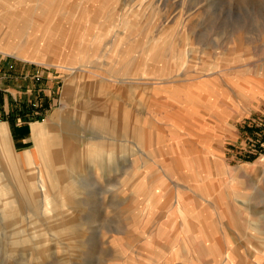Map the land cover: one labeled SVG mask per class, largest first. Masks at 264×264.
Returning a JSON list of instances; mask_svg holds the SVG:
<instances>
[{"label": "rangeland", "instance_id": "obj_1", "mask_svg": "<svg viewBox=\"0 0 264 264\" xmlns=\"http://www.w3.org/2000/svg\"><path fill=\"white\" fill-rule=\"evenodd\" d=\"M0 32V264H264V0H0Z\"/></svg>", "mask_w": 264, "mask_h": 264}, {"label": "bare ground", "instance_id": "obj_2", "mask_svg": "<svg viewBox=\"0 0 264 264\" xmlns=\"http://www.w3.org/2000/svg\"><path fill=\"white\" fill-rule=\"evenodd\" d=\"M11 21V20H10ZM13 23V22H12ZM7 24L4 23L8 26H12L15 25L13 24ZM6 37L10 39V46L12 47H17L19 50H25L22 44H18V41H16L13 36L11 37L10 34L6 35L4 32H0V37ZM15 36V35H14ZM44 38L43 36L39 35L36 36V39H41ZM16 42V43H15ZM33 42L34 40L31 42L32 43V49L33 48ZM15 54L17 56H21V52L18 51V53L16 51H14ZM44 64V63H43ZM44 134V135H43ZM33 140H34V148L28 153L27 159L28 163L23 165V168L26 167V171L31 172V174H33L34 180L32 182L33 184V188H35V190H38L39 192H41L43 194V198L45 201L49 200V195H48V186L47 184L53 182L51 181L52 178L48 177V174H50L51 176H54L56 173H58V171L56 172L55 169H46V161H48L47 157H44V154L47 152L48 150V145H49V140L46 136L45 132H42L40 130H37V128L33 129V134H32ZM9 142H5L0 144V152L2 154L6 155V165L7 166H15V168L20 169L18 167H22V165L20 163H16L19 162L17 159L15 158L13 152L11 151L10 153H8L7 147H8ZM5 152V153H4ZM47 158V159H46ZM24 159V158H23ZM3 161V159H1ZM19 160H22L21 158ZM4 162V161H3ZM25 166V167H24ZM30 166V168L28 169L27 167ZM247 166H240L238 169H245ZM22 169V168H21ZM28 169V170H27ZM8 175V174H7Z\"/></svg>", "mask_w": 264, "mask_h": 264}, {"label": "built area", "instance_id": "obj_3", "mask_svg": "<svg viewBox=\"0 0 264 264\" xmlns=\"http://www.w3.org/2000/svg\"><path fill=\"white\" fill-rule=\"evenodd\" d=\"M252 143L248 142V148H250V146H252L254 149L251 151H247L248 153L250 152H257L258 154H264V134H260V133H255L254 136H252ZM258 150V151H257ZM260 155V154H259Z\"/></svg>", "mask_w": 264, "mask_h": 264}, {"label": "crops", "instance_id": "obj_4", "mask_svg": "<svg viewBox=\"0 0 264 264\" xmlns=\"http://www.w3.org/2000/svg\"><path fill=\"white\" fill-rule=\"evenodd\" d=\"M9 107V106H8ZM8 107H4V106H2V110H0V114H1V112L3 111V113L5 114V113H8L9 112V108ZM11 112V111H10Z\"/></svg>", "mask_w": 264, "mask_h": 264}]
</instances>
